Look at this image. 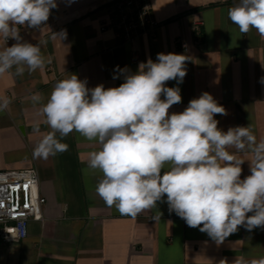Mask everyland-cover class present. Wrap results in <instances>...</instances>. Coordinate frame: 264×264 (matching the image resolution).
I'll return each mask as SVG.
<instances>
[{
	"label": "crops",
	"instance_id": "obj_1",
	"mask_svg": "<svg viewBox=\"0 0 264 264\" xmlns=\"http://www.w3.org/2000/svg\"><path fill=\"white\" fill-rule=\"evenodd\" d=\"M115 1L56 0L57 8L39 30L20 27L23 40L40 43L51 62L22 76L14 68L0 75V97L11 101L0 112V170L35 168L45 203L43 219L29 221L24 239H0V264H232L236 257L259 259L264 256V228L249 232L241 226L218 245L170 213L166 197L135 219L108 207L95 191L102 174L87 167L89 153L100 145L75 131L62 141L67 151L48 159L33 157L42 135L51 131L41 108L58 80L75 74L88 88L118 87L124 79L117 66L135 73L141 62L156 61L158 53L189 58L183 82H166L179 87L182 96L169 114L182 112L190 100L208 92L227 113L214 116L218 128L251 124L257 140H264V37L255 29L240 33L230 21L228 9L239 0H150L157 26L127 42L108 25ZM15 42L0 37V49ZM35 93L42 95L39 102L32 100ZM37 124L38 133L33 131ZM237 155L245 159L243 179L250 175L251 154ZM157 211L160 219L153 220Z\"/></svg>",
	"mask_w": 264,
	"mask_h": 264
},
{
	"label": "clouds",
	"instance_id": "obj_2",
	"mask_svg": "<svg viewBox=\"0 0 264 264\" xmlns=\"http://www.w3.org/2000/svg\"><path fill=\"white\" fill-rule=\"evenodd\" d=\"M57 6L56 0H0V37L16 41L0 49V75L14 68L22 76L51 62L40 43L23 40L20 27L39 30ZM228 17L240 33L255 29L264 37V0H239ZM187 59L158 53L156 61L141 62L135 73L117 66L124 82L107 89L103 84L88 88L75 74L58 80L41 108L51 131L42 135L33 157L67 151L62 141L75 131L100 145L89 153L87 167L102 174L95 191L108 207L135 219L166 197L170 213L219 245L241 226L249 232L264 228V140H257L251 124L218 128L214 116L227 113L208 92L169 114L182 96L179 87L166 82H183ZM41 99L40 93L32 96L33 102ZM10 103L0 97V112ZM33 131L40 132L38 124ZM243 152L251 154L250 175L241 179L245 159L237 153ZM160 215L157 211L153 220ZM232 264H264V256L236 257Z\"/></svg>",
	"mask_w": 264,
	"mask_h": 264
},
{
	"label": "built area",
	"instance_id": "obj_3",
	"mask_svg": "<svg viewBox=\"0 0 264 264\" xmlns=\"http://www.w3.org/2000/svg\"><path fill=\"white\" fill-rule=\"evenodd\" d=\"M157 24L150 0H116L108 23L123 42L150 32ZM44 203L35 168L0 170V239L3 242L24 239L29 221L43 219Z\"/></svg>",
	"mask_w": 264,
	"mask_h": 264
}]
</instances>
